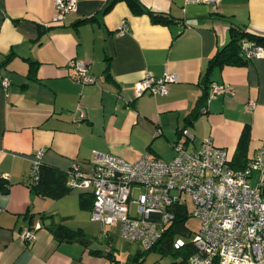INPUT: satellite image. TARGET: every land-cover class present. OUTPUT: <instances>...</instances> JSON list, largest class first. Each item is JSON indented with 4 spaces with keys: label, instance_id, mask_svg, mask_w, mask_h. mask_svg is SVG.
Listing matches in <instances>:
<instances>
[{
    "label": "crops",
    "instance_id": "crops-1",
    "mask_svg": "<svg viewBox=\"0 0 264 264\" xmlns=\"http://www.w3.org/2000/svg\"><path fill=\"white\" fill-rule=\"evenodd\" d=\"M110 1L77 0L76 11L55 22V0H0V182L8 183L0 189V264H109V253L130 264L167 263L136 259L139 248L120 257L114 232L91 218L80 191L54 198L33 189L28 174L41 148L46 167L66 171L74 163L89 170L95 152L170 160L183 128L193 134L190 149L211 138L232 164L249 162L264 142V55L210 68L232 27L264 35V0H141V13L126 0L105 10ZM72 59L89 63L96 83L76 81ZM165 72L180 77L167 95L137 96L140 79ZM210 81L227 92L210 96ZM250 100L254 108L245 106ZM260 179L255 172L252 182ZM57 223L81 232L80 240L60 241ZM29 227H37L32 243L21 236Z\"/></svg>",
    "mask_w": 264,
    "mask_h": 264
},
{
    "label": "built area",
    "instance_id": "built-area-1",
    "mask_svg": "<svg viewBox=\"0 0 264 264\" xmlns=\"http://www.w3.org/2000/svg\"><path fill=\"white\" fill-rule=\"evenodd\" d=\"M217 1V0H211ZM55 22H62L76 11L77 0H55ZM122 33L126 23L122 22ZM244 57L264 55V47L244 39ZM72 77L81 83H96L89 63L72 59ZM180 79L177 72L162 76L147 73L138 82L137 96L145 93L167 95L170 85ZM7 87L8 77L2 81ZM210 96L227 92L225 84L212 82ZM254 108L255 101L245 105ZM193 134L182 129L175 141V155L170 160L143 154L135 161L104 152H95L89 170L74 163L66 172L65 185L71 191L93 195L91 218L104 225H120V236L151 248L175 220V208L188 205L187 195L194 201L193 215L200 228L192 238L195 252L188 264H264V142L243 168H235L226 148L205 139L197 148L188 142ZM41 148L33 158L28 174L30 183L40 180ZM261 175L254 185L252 176ZM8 174H4L7 178ZM186 194V196H185ZM2 208L0 207V214ZM37 227L25 228L21 236L36 240ZM182 238L176 245H182ZM109 264H128L123 260Z\"/></svg>",
    "mask_w": 264,
    "mask_h": 264
},
{
    "label": "trees",
    "instance_id": "trees-1",
    "mask_svg": "<svg viewBox=\"0 0 264 264\" xmlns=\"http://www.w3.org/2000/svg\"><path fill=\"white\" fill-rule=\"evenodd\" d=\"M116 1L117 0H111L107 4L105 10L109 9ZM126 1L130 4L133 12L141 13L144 11L143 3L141 2V0H126ZM148 11L151 13L154 21L163 22V23L167 22V18L165 15L156 14L152 10H148ZM232 30H233V35L231 40L224 47H222L217 52V54L211 59L210 68L213 66L240 65L247 63L249 59L244 57V54L241 50V42L244 39L253 41L255 44H259L264 47L263 34L247 31L246 27L244 26L241 27L234 26L232 27ZM36 69H37V63L35 61H32L31 72L35 73ZM205 97L206 96L200 99V102L194 108L195 111L193 110L194 112L192 111L190 114L187 115V119L189 120V122H193L195 113H197L196 109L202 106V104L204 103V99H206ZM247 135H248V129L245 128L239 140L238 150L240 152L245 150L244 145L247 139ZM241 163L242 164L239 165L237 163H233V166L235 168H243L244 166H246L248 161ZM65 180H66L65 171L49 168L46 167L45 164H42L40 180L35 183H30V182L29 183L33 189L37 190L41 194L50 195L56 198L65 195L68 192H71V190H69L65 185ZM7 188H8V183H6V181H1L0 189H7ZM80 192L82 196L81 205L84 208L91 209L93 206V195L85 191H80ZM188 217H189L188 205L183 204L176 207L175 220L172 223V225L164 232L162 237L151 248L140 250L136 254V259L138 260L143 259L147 257L151 251H154L158 253L161 257L167 256L169 254L173 255V259L167 262L166 264H188L189 257L196 250L192 239L190 240L183 239L184 243L182 245L179 246L176 245V239L180 238L178 237V234H187L189 231V228L187 226ZM51 229L54 232V235L60 241H72L74 239L80 240L79 237L82 235L81 232L71 229L62 223L54 224ZM107 257L111 258V261L116 260L113 253L107 254ZM127 263L130 264V262Z\"/></svg>",
    "mask_w": 264,
    "mask_h": 264
},
{
    "label": "rangeland",
    "instance_id": "rangeland-1",
    "mask_svg": "<svg viewBox=\"0 0 264 264\" xmlns=\"http://www.w3.org/2000/svg\"><path fill=\"white\" fill-rule=\"evenodd\" d=\"M254 185H256V182L253 183ZM186 196V194H185ZM187 202H188V214L189 217L187 219V226L189 228V231L187 234H178V237L184 239V240H190L194 237V235L196 234V232L199 230L200 228V219L193 215V210L195 208L194 205V201L192 199V197L190 195H187ZM100 226L104 229H110L112 230L114 233V237L116 238V251L120 253V257H124L125 254L127 253H134L136 251V248L139 249H143L144 247L138 242V241H127L124 238H122L120 236V225L118 224H113V225H104L103 223H100ZM131 247V249H128V246ZM145 250V249H143ZM130 251V252H129ZM148 258L147 261H150V259L153 258H158V259H162L164 262H169L173 259V255L169 254L167 256L161 257L158 253L151 251L148 254Z\"/></svg>",
    "mask_w": 264,
    "mask_h": 264
},
{
    "label": "water",
    "instance_id": "water-1",
    "mask_svg": "<svg viewBox=\"0 0 264 264\" xmlns=\"http://www.w3.org/2000/svg\"><path fill=\"white\" fill-rule=\"evenodd\" d=\"M183 129H186V128H183Z\"/></svg>",
    "mask_w": 264,
    "mask_h": 264
}]
</instances>
